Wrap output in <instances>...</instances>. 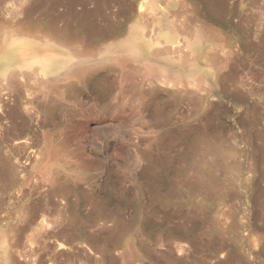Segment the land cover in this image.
I'll return each mask as SVG.
<instances>
[{
    "label": "rangeland",
    "instance_id": "374dc122",
    "mask_svg": "<svg viewBox=\"0 0 264 264\" xmlns=\"http://www.w3.org/2000/svg\"><path fill=\"white\" fill-rule=\"evenodd\" d=\"M140 4L150 48L112 43L101 81L12 70L14 43L76 56L56 13L100 50ZM0 264H264V0H0Z\"/></svg>",
    "mask_w": 264,
    "mask_h": 264
},
{
    "label": "bare ground",
    "instance_id": "6f19581e",
    "mask_svg": "<svg viewBox=\"0 0 264 264\" xmlns=\"http://www.w3.org/2000/svg\"><path fill=\"white\" fill-rule=\"evenodd\" d=\"M39 6L40 5L38 4V1L33 5L35 10L39 9ZM160 13L161 11L157 6H152L151 8H149V10L146 11L143 9V4H140L136 9H134L133 19H136V23L130 26L128 32L120 34L116 38L110 40V44L107 43L108 45L104 47V49L100 50L95 46V41L97 40L96 36H92V39H90L89 42H86L84 38L80 37L81 32L79 30H76L73 36H69L63 28H60L58 26V22L62 20L64 16L63 12L56 13L55 20L52 23V30L49 29L50 31L48 36L59 43V46H67L74 49L76 51V56H64L61 48V51L57 53L52 50H46L41 54H38L36 51H33L31 53H23L15 47L19 43H14V50L16 52H14V58L11 62L12 70H14V73L18 72V76L38 80L39 82H41V84L43 83L42 85H44L45 87L50 86L54 83H58L59 81L64 79L77 77L78 75H89V78L91 80L97 82L101 81L103 79V76L99 74V70L100 66L105 63L103 62L104 60L102 58L103 55H108V48L110 46H113L112 43L116 44L118 48L131 50L136 56H138L139 54H141V52H143L142 48L144 46L147 49L150 48L151 43L147 38H149V35H151L152 32L156 30L157 24L160 23ZM139 20L142 23L139 22ZM144 20L154 21V23L151 25L152 28L150 29V33L146 32V30L149 29V26L143 23ZM17 29H19L20 32L27 33L31 36H36L40 33L43 34L44 32H47L45 26L39 25L30 27L26 24H20ZM9 30L11 29H9L8 27L6 32H9ZM139 30H142V32L138 34L137 32ZM80 40H82L84 43L83 49H79L81 43ZM199 43H201V38L193 43V46L196 47ZM10 46L13 45L10 43ZM80 48H82V45ZM137 48L141 49L137 50ZM160 55V51H157L153 55H148L149 57L146 59V62H142L139 59L136 61L141 64L147 63L150 66H158L156 65V63H158V61L160 60ZM53 60L56 61L55 64L53 63ZM159 67H161V64ZM82 68H84V70L80 72ZM9 73L10 72H6L3 78H7ZM193 73L196 75V71L194 69L189 71L188 75L186 76L190 77ZM69 88L73 90L72 85H69ZM199 141V152L202 158L205 160V163L212 165L213 162H208V159H211L210 155L214 157L216 156L215 158L219 159H222L224 157V148H222V146L219 145L216 141L212 142L210 140H206L204 137L200 138ZM216 163L217 162H215V166H213V169H215ZM209 172L211 173V175L214 174L212 170H210ZM201 175L202 174L200 172H197V174H195V177L197 176L198 178H200V181H202L200 177ZM219 189H221L220 185L216 184L210 186V189L206 191L212 194H216L218 193ZM221 192V198L224 199L226 193H224L223 191Z\"/></svg>",
    "mask_w": 264,
    "mask_h": 264
}]
</instances>
